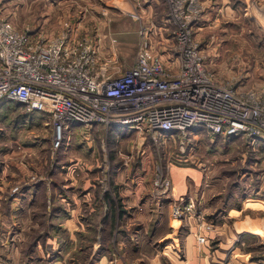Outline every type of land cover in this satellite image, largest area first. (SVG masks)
Segmentation results:
<instances>
[{"label": "rangeland", "instance_id": "obj_1", "mask_svg": "<svg viewBox=\"0 0 264 264\" xmlns=\"http://www.w3.org/2000/svg\"><path fill=\"white\" fill-rule=\"evenodd\" d=\"M161 1L154 24L127 18L130 33L137 39L114 58V68L109 70L113 76L133 65L142 26L152 32L148 45L153 53L167 63L172 55L179 66L178 28L170 19L169 0ZM199 1L201 9L190 22L191 39L203 59L209 61V70L223 86L242 92L254 90L263 96L264 0H237L239 15L222 21L219 17L217 22L201 18L205 7ZM91 7L79 0L0 1V13L33 38H48L67 22L81 32L93 33L100 27L110 44V52L107 45L104 49L108 55L116 50V33L108 22L95 24L91 20V14L97 13ZM200 20L208 22L199 26ZM25 111L0 110L1 264H78L79 259L87 264L92 243L96 244L94 260L105 248L112 251L119 229L125 228L130 215L124 210L133 209L126 208L131 204L119 194L114 180L140 175L153 180L156 198H166L170 203L172 223L191 218L212 230L223 228L208 243L214 253L209 258L215 264H264V139L252 142L248 136L210 135L203 127H194L186 135L158 132L155 141L148 132L123 135L110 131L111 127L71 123L55 145L49 118L32 117ZM172 175H184L187 185L194 179L208 182L206 199L212 205L217 200L223 202L219 204L222 207L235 202L241 211L246 197H251V207L226 217L217 215L221 207L216 209L215 205L210 215L198 202L174 195ZM87 178L93 187L83 188ZM176 199L193 203L190 215L182 219L172 216L171 204ZM77 221L85 226L79 237L76 234L82 244L80 251L72 238ZM248 222L257 224L251 225L254 232L239 229V224Z\"/></svg>", "mask_w": 264, "mask_h": 264}, {"label": "built area", "instance_id": "obj_2", "mask_svg": "<svg viewBox=\"0 0 264 264\" xmlns=\"http://www.w3.org/2000/svg\"><path fill=\"white\" fill-rule=\"evenodd\" d=\"M169 2L170 19L178 28L177 70L170 71L153 53L149 28L142 26L133 65L115 76L109 73L115 51L105 55L95 34L67 22L51 37L33 38L0 13V99L46 115L55 145L71 123L126 128L149 133L155 141L158 132L186 135L194 127L210 135L264 139V95L221 85L191 39L190 22L200 1ZM130 15L141 19L137 12ZM192 209L191 201L171 204L178 219Z\"/></svg>", "mask_w": 264, "mask_h": 264}, {"label": "crops", "instance_id": "obj_3", "mask_svg": "<svg viewBox=\"0 0 264 264\" xmlns=\"http://www.w3.org/2000/svg\"><path fill=\"white\" fill-rule=\"evenodd\" d=\"M1 1V0H0ZM86 7H91L95 9L97 13L91 14V20L95 24L98 23H109L112 30L115 31L117 44L116 50L113 52L115 57L118 54H122L125 50L126 45L132 43V40H136L135 34H131L130 29L127 24V18L130 12L134 10L140 14L142 22L154 24V19L157 16V8L162 5L161 0H79ZM204 4V12L201 15L202 19H210L217 22L220 17L221 21L224 19L236 18L239 15L240 10L238 5L235 6L237 0H202ZM250 1V0H249ZM250 4V3H249ZM102 6V10L99 8ZM86 16L84 13L83 18ZM88 16H90L88 14ZM207 17V18H205ZM161 20H163L161 18ZM206 20H200L197 25L203 26V22ZM208 22V21H206ZM199 28V27H198ZM134 31V30H133ZM93 34L98 38V43L100 44L101 51L104 53L106 50L110 52L108 46L109 42L106 43L103 37L106 35L101 31V28L93 31ZM52 36V35H51ZM48 36V37H51ZM152 32L149 30V37L151 38ZM211 43L212 41H207ZM207 43L206 51H209L210 45ZM162 44V43H161ZM158 56L162 62L168 67L172 72L176 71L178 66H176L175 59H172L171 53H169L168 62L163 61L161 55L154 53ZM205 66L210 69L209 61H205ZM110 131L118 132L123 135H131L137 133L135 130H128L126 128L113 127ZM117 133V134H118ZM139 133V132H138ZM141 136V133L139 134ZM145 135V134H144ZM117 140L116 137H114ZM185 174V173H184ZM172 191L177 197H187L198 202L200 208L203 206V211L212 215L216 209L221 207V211L217 215L229 216L232 213H240L243 209L251 207V202L253 201L251 197H246L245 202L241 205V211L238 210L240 205H236L235 202L226 205L225 207L219 206L223 204L220 200L215 202L217 205L214 212L212 205L208 202V192L207 186L208 182L202 180L194 179L192 183L187 185L184 181L186 177L184 175L175 176L172 175ZM83 188L93 187L94 184L91 180L83 179ZM116 185H119V194L126 198L128 204L126 208L132 207L133 209L125 211V214H130L127 217V222L124 224L125 228L119 229L118 236L114 242L113 249H106L102 251L97 259L94 260L92 257L96 244L92 243L89 252H91L87 257V264H215L216 262L211 260L209 256H212V251L208 247L209 241L215 235L223 231L216 227L212 230L206 228L203 225H199L194 222L193 219H184V222H178V224L172 223L173 221L169 217L170 213V203L166 201V198L158 199L153 193V180L146 176H136L135 178H124L121 180L117 178L114 180ZM206 188H204V187ZM202 187V189H201ZM200 188V191H199ZM176 192V193H175ZM90 193V190L88 191ZM212 196H210L211 198ZM222 198V197H221ZM75 200L78 201L79 197ZM222 200V199H221ZM161 203V204H160ZM245 203L248 205L245 206ZM245 207V208H244ZM212 211V212H211ZM249 213V212H247ZM213 217H210L212 221ZM123 225V224H122ZM243 225V226H242ZM257 225L256 223L248 222L241 223L238 225L239 229H245L250 232H254V228L251 226ZM260 226V225H259ZM85 228L83 223L79 221L74 222L73 230V243L74 246L78 245V250L82 247L81 240H76V234L79 237L80 231ZM264 228V227H263ZM218 229V230H217ZM219 231V232H218ZM215 233V234H214ZM256 233V231H255ZM219 237V236H218ZM218 239V238H217ZM218 255V254H217ZM92 259V261L90 260ZM1 264V263H0ZM78 264H84V261L78 260Z\"/></svg>", "mask_w": 264, "mask_h": 264}, {"label": "trees", "instance_id": "obj_4", "mask_svg": "<svg viewBox=\"0 0 264 264\" xmlns=\"http://www.w3.org/2000/svg\"><path fill=\"white\" fill-rule=\"evenodd\" d=\"M17 108H20V109L23 108V110L25 111L23 105L20 102L13 101V100H11L9 98H6V97L0 99V110H2V109L14 110V109H17ZM25 113H27V115L31 114L32 117L34 116L36 118L44 116V114L42 112H39V111H35V112H27V111H25ZM90 244L91 243L89 241L88 247L90 246Z\"/></svg>", "mask_w": 264, "mask_h": 264}]
</instances>
